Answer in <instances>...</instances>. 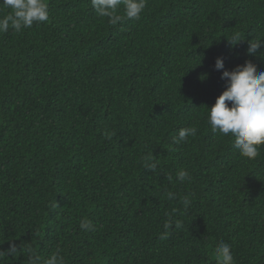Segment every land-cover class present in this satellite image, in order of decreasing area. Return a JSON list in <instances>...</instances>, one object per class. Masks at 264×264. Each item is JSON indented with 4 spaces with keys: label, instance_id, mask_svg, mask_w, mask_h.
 <instances>
[{
    "label": "trees",
    "instance_id": "1",
    "mask_svg": "<svg viewBox=\"0 0 264 264\" xmlns=\"http://www.w3.org/2000/svg\"><path fill=\"white\" fill-rule=\"evenodd\" d=\"M44 2L0 32V264H219L222 242L264 264V145L243 157L207 109L217 57L264 71V0H147L138 20Z\"/></svg>",
    "mask_w": 264,
    "mask_h": 264
},
{
    "label": "clouds",
    "instance_id": "2",
    "mask_svg": "<svg viewBox=\"0 0 264 264\" xmlns=\"http://www.w3.org/2000/svg\"><path fill=\"white\" fill-rule=\"evenodd\" d=\"M147 0H91V5L98 15L118 19L117 10L123 6L124 15L131 20H138L146 7ZM0 4L10 9V13L0 19V32H7L9 27L16 31L31 28L34 23H45L49 20L48 5L44 0H0ZM241 39L230 40L233 44ZM264 47L262 41L249 42L247 54L254 56ZM216 70H223L222 79L227 80L226 89L217 97L215 104L208 109V123L213 133L235 138V147L243 157L254 159L259 155V146L264 145V71H258L256 64L246 60L228 71L224 59L217 57ZM197 129H180L174 143H181ZM155 170L156 165H149ZM187 172L178 173V179L184 180ZM90 221H82L81 227L88 229ZM167 227V225H166ZM164 238V237H162ZM219 264H234L231 248L221 243L217 249ZM33 264H36L34 261ZM47 264H63L53 256Z\"/></svg>",
    "mask_w": 264,
    "mask_h": 264
}]
</instances>
